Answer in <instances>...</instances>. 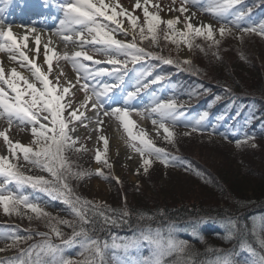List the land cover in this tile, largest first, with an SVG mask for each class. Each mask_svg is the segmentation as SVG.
Returning <instances> with one entry per match:
<instances>
[{
	"label": "snow or ice",
	"instance_id": "6c2138e0",
	"mask_svg": "<svg viewBox=\"0 0 264 264\" xmlns=\"http://www.w3.org/2000/svg\"><path fill=\"white\" fill-rule=\"evenodd\" d=\"M188 3L196 4L197 0H183V3L178 9L180 13H187L188 9L185 6ZM241 0H208V7L204 9L207 13L215 16L220 20H225L227 16L233 15V9L240 4ZM151 0H136L132 12L119 4L118 0L115 4L108 3L106 0H67L61 5L64 18L59 22V28L54 33L60 35L65 42L73 40L75 36L81 46L85 44H101L103 51L110 53V58L106 61L112 65V69L99 68L93 69L88 64L80 63L83 58L86 61L101 63L100 61H93V57L87 55L86 52L76 51L71 56L65 52L59 55L49 45L52 43L49 38L48 43L44 47V61L48 66V71L41 69L40 65L36 63V59L40 54V35H35V52L36 57L30 58L23 49L27 47L28 35L25 34L22 38H18L12 30L11 25L7 28L0 27V52L19 53V56L12 54L9 59L20 63L21 67H30L31 75L35 81L39 82L42 87H37L36 83L29 81V79L16 68L10 70V75L5 76V70L0 66V121H6L7 127H0V137L3 138L7 151L10 157L0 155V177H3V183H0V207L6 215L16 214L22 215L21 209L30 210L37 218H48L50 213H47L39 202L33 203L28 195H17L13 192L4 194L6 185L14 182L18 186L30 185L32 188H38L40 191L47 193L49 196L61 199L63 203L69 206L71 213L77 218L74 223L71 220L53 218L56 225H66L73 229L71 236L68 239H62L63 246L72 245L78 238H82L81 248L79 254L83 257L81 260L72 258H65L62 245H56L48 239L47 233H37L45 239L40 244H33L28 249H21L20 255L11 257V264H104V251L108 247L107 242L101 244L98 239H94L89 235L88 225L95 223V218H102L104 223L116 224L117 219L110 217L106 212L99 210L102 206L90 200H87L79 195H76L69 184L72 178L83 179L89 173L84 171H75L73 165L65 155V152L75 150H83L75 148L78 138L70 135L75 129L70 125L75 121H81L84 117V112L79 108H72L71 102L65 103L66 94L70 93V89L74 87L71 81H68V86L59 87V77H56L54 84L49 76L53 70V59L68 60L72 62L73 69L77 72V82L83 79L85 82L81 85L86 95L84 103L80 105L81 108L86 107L91 103V109L97 115V124L102 125L103 117H114L127 134L125 140L126 145L134 152L138 153L142 160V168L145 173L148 172L155 157L165 167L177 164L180 160L168 153L164 148L157 147L153 140L148 138L147 133L141 129L135 132L136 122L130 118L131 111H137L138 114L143 115L137 109L130 107L129 102L133 101L140 93L142 88H147L149 83L155 84L166 79L164 75H157L155 79L146 82L144 77L151 75V70L141 73V78L137 80L134 91H127L124 96V107H110L102 113L98 109H104L105 104L110 99L109 94L113 93L114 89L120 88L123 83V75L121 69L127 70L129 60L132 63H137L145 59L159 60L164 64L179 67L181 64L191 65V61L184 59L182 61L173 60L171 57H164L154 52L147 51L143 47H138L136 43V33L139 34L140 41L150 39L153 43L157 41L159 26L166 24L167 29L171 35H165L166 40L179 45L181 42L191 49L193 41L197 37L211 41L212 45L218 47L220 40L216 39V32L223 38L231 34L232 28L221 24L218 30L214 29L211 24H199L193 26L191 17L185 16L183 21L184 30L177 29L175 26L180 23V17H175L164 21L158 12L149 11ZM152 7H159V5H152ZM136 9H142L144 23H139V17L134 15ZM250 11V10H249ZM244 11L236 12L229 24L234 27H241L240 20L245 16ZM194 15V14H192ZM122 17L123 19H119ZM106 20L114 25L109 29L108 25L101 22ZM123 20H127L129 28L131 29L132 42L121 41L116 38L114 33H122L128 35L129 29L124 27ZM2 23V21H0ZM35 33V29H31ZM243 33H255L264 37V21L256 26L242 27ZM147 32L148 35L145 33ZM63 33H70L71 35H63ZM85 33L91 36V40L85 39ZM200 47L199 45H196ZM201 51L203 48L201 47ZM51 53V55H50ZM124 56L126 59L121 60L117 57ZM218 55V53L216 54ZM183 70V69H181ZM101 76L117 77L116 83L90 84V80H95ZM22 81V85L18 83ZM10 90H5V87ZM91 93L90 95L88 93ZM94 97V99H93ZM216 100L221 97H215ZM183 106L178 104L175 99L159 100L154 103L149 115L155 114L158 119H152V124L163 129L165 133L164 139L169 143H174L175 133L168 126L165 121H171L173 125L179 122V117L184 113L180 111ZM67 116H65V111ZM208 116L207 112L202 113L199 119L196 120L195 125L192 126V131L201 130V122ZM13 123L20 125H31L32 141L30 144H22L19 140H13L8 134L12 128ZM86 126V125H85ZM190 135V133H185ZM99 139L103 140L105 145V154L107 152L108 139L101 136ZM248 141H236L237 147L241 143ZM139 145V146H138ZM18 153L22 154L25 162L35 166L36 168L49 173L51 179L44 176H29L21 171L18 163L13 160L18 159ZM97 162L101 161V154L97 150L95 156ZM103 163L108 168L112 165L105 158ZM140 169L136 170L138 175ZM199 174V173H197ZM95 175L101 177L104 173L101 169H97ZM119 183V178H115ZM115 211V210H112ZM26 214V213H25ZM129 212H121V217H127ZM32 219L31 216L28 217ZM235 227L234 222H229ZM56 225H50L51 232L58 238H63L64 233ZM79 229V230H77ZM0 239H10L11 244L0 248V252L8 251L11 248L17 247L20 242L31 239L28 237H20L15 232L0 233ZM142 243H146L149 247V254L141 256L134 261V264H164L166 257H175L172 264H192L190 257L185 259V253L188 251L189 245L187 241L178 240L171 231L167 234L162 229H152L148 227L144 229L138 237L125 241L122 244L114 245L115 247H122L127 251L128 249H139ZM35 253L36 259L33 261L32 256ZM27 257V258H25ZM0 264H5V261L0 260ZM226 264V262H225ZM259 264H264V256L259 258Z\"/></svg>",
	"mask_w": 264,
	"mask_h": 264
},
{
	"label": "trees",
	"instance_id": "16d2710c",
	"mask_svg": "<svg viewBox=\"0 0 264 264\" xmlns=\"http://www.w3.org/2000/svg\"><path fill=\"white\" fill-rule=\"evenodd\" d=\"M232 11L233 15L220 20V25L226 24L240 30L242 27L256 26L258 24H248L244 19L249 12H254L261 22L264 21V0H241V3ZM240 11L246 14L239 22L241 27H234L228 21H231L234 14ZM250 34L256 35L249 37L250 43H256L253 45L255 49L250 44L249 47L243 44L244 46L234 47L233 50L226 48L220 54L218 52L213 54L216 58L220 55L222 59L228 57L227 61L230 60V65L239 64L244 67L240 68L242 73L237 80H230L227 75L214 71L211 66L201 65L207 71L206 77L209 83L200 90L193 88L198 92L189 90L192 92L168 98L175 99L178 104H181L183 106L181 111L186 107L208 113L205 121L209 122L206 126H202L201 130L210 131L212 136L222 139L218 140L219 143L215 141L207 145L210 149H206L204 145L199 147L198 152L204 162L196 156L188 160L182 148V144L186 142L175 134L174 143L160 138L155 145L179 157V162L165 167L155 157H151L153 163L148 172L145 173L142 169L138 179L135 182H129V186L121 187V179L119 183L116 180L109 181L116 190V194H113L114 198L109 203L100 204L90 199L75 183H69L76 195L101 205L99 210L117 219V223L112 224L104 223L102 218L96 217L95 223L87 226L92 238L98 239L101 244L107 242L104 264H117L118 258L131 260L133 255L147 256L149 247L146 243H142L139 249L130 248L127 251L114 245L138 237L148 227L162 229L165 234L171 231L176 239L187 241L189 248L185 253V259L190 257L192 264H225V262L226 264H259V258L264 256V52L258 45L260 43L264 45V37L255 33ZM245 41L244 39V43ZM164 68L157 69L155 74L166 75L165 71V73L162 72ZM238 68L236 66V69ZM208 84L211 86H207ZM159 85L165 86L166 81L153 85V89ZM217 96L221 99L216 100ZM243 120H247L249 124L245 126L242 139L249 143L255 142L254 146L258 148L256 152L236 153L226 148L227 143L236 144V142L228 141L231 137L229 129L242 124ZM179 124L189 127L195 125L187 122H178L175 125L180 126ZM221 140H223L222 144ZM216 144H221L223 149ZM216 150L220 152L215 153ZM65 155L74 166L76 162L73 151H67ZM253 160H256L257 164ZM80 161L84 165L87 162L82 158ZM13 162L19 164L25 175L44 176L51 179L46 171L31 164L26 165L21 153H18V159ZM105 173L112 176L111 172ZM122 181L124 182V179ZM68 182H71V179ZM18 187V190L13 193L28 195L33 203L39 202L40 207L51 215L48 218H37L30 210L23 208L20 216L6 215L1 209V217L5 216L20 223H7L6 233L15 232L20 237L30 236L31 239L9 249L14 254L0 257V260L11 262L10 258L19 256L21 249L26 250L33 244H40L45 239L37 234L40 232L47 233V238L53 244L62 245L65 258L83 259L79 255L82 251V238H78L72 245L63 246L62 239H68L73 229L66 225H56L53 219L59 217L76 223L77 218L71 213L69 206L61 199L49 196L40 190V195L36 194L39 196L37 198L34 192L38 188L34 189L30 185ZM121 192L127 193L129 200L117 199L116 201L118 193ZM45 194H47L45 198L41 197ZM123 211L129 212L130 215L121 217ZM29 216L32 217L31 220ZM230 221L234 222V228ZM50 225L58 226L64 233L63 238L56 237L51 232ZM11 243L12 241L7 239L6 245ZM35 259L36 256L33 253L32 260ZM174 259L175 257H166L164 264H172Z\"/></svg>",
	"mask_w": 264,
	"mask_h": 264
},
{
	"label": "rangeland",
	"instance_id": "374dc122",
	"mask_svg": "<svg viewBox=\"0 0 264 264\" xmlns=\"http://www.w3.org/2000/svg\"><path fill=\"white\" fill-rule=\"evenodd\" d=\"M108 3L115 4L117 0H106ZM119 4L122 5L124 8L128 9L130 12H132L133 7L136 3V0H118ZM141 3H143V0H141ZM183 3V0H151V4L149 5V11L151 12H158L159 16L164 20L172 19V16L175 14H179V11L173 10L178 9L180 5ZM152 5H159V7H152ZM188 9L185 16L191 17V23L193 26L199 25V24H211L214 29L218 30L219 26L216 25L215 20L212 17H209L205 13H202L195 9L193 6L185 5ZM134 15L139 17V23L143 25L144 18L142 9H136L133 13ZM194 14V15H192ZM64 18V17H63ZM119 19H123L120 17ZM106 21V20H105ZM180 21L183 24L182 18H180ZM108 22V21H107ZM124 27L129 29L128 35L125 36L122 33H114L117 39L125 42H132V31L129 28L127 20H123ZM59 25V24H58ZM227 26V25H226ZM109 29L113 28L114 25L110 24L109 22ZM177 29L184 30V24L182 25V28H179V25L175 26ZM230 27V26H228ZM232 28L231 34L224 36L221 38L219 36L218 31L216 32V39L220 40V44L218 47L212 45L211 41H208L204 39L203 37H200L202 40H199L200 38H195L193 41V47L189 49L185 43L181 42L179 45L172 43L170 40L165 39V35H171L170 31L167 29L166 24H161L159 26L158 35H157V41L153 43L150 39L144 40L143 42L140 41L139 34L136 33V43L138 47H143L147 51L157 53L159 55H162L164 57H171L173 60L176 61H182L184 59H188L191 61V65H184L181 64L179 67H177L175 64L168 65L164 64L159 60H153L158 66H164L168 71H171L173 74L179 70L177 74V77L179 80L185 82L186 88L183 86V89L185 90V93H190L189 90H193L195 92H198L201 87H203L205 84L209 83L207 79V71H205V68L201 65H204L206 67H212L214 71L222 72L224 75H227L228 78L236 79L237 77H240V73H242V70L244 67L238 65H230L229 61H227L226 57H223L220 55L219 58L214 57V53L220 52L224 49L233 50L234 47H240L244 46L243 44H246L249 47V44L255 49L253 46L256 43H250L249 37L256 36L254 34H246L243 33L240 29ZM33 28H21L18 29L17 32L13 31V33L18 37L22 38L25 34L28 35V44L27 47L23 49V51L30 57V51L36 47L35 45V38L33 43V37L39 33L41 35V43L40 46L42 47V50L40 51L39 56H41V61H36L38 65H40L41 69L45 72L48 71V66L44 61V45L48 43L49 38H51L52 43L49 45L50 48L54 49L56 53L59 55H63L65 52L68 53L69 56H71V53H74V50H79L82 52H86L87 54H92V52L87 50V45L81 46L80 42L76 40L75 36H73V40L69 42H65L62 39L61 41H58L57 39H53L55 37L54 32L51 28H39L40 30L35 29V33L31 31ZM13 30V29H12ZM146 35L147 32L145 33ZM34 35V36H33ZM63 35H71L70 33H63ZM57 37H61L60 35H56ZM59 39V38H58ZM85 39L91 40V36H88L87 33H85ZM244 39L246 40L244 43ZM248 39V41H247ZM91 44V43H89ZM221 44L223 46L221 47ZM263 44V43H262ZM261 43L258 45L259 49L263 50L264 52V45ZM196 45H199L200 47H197ZM54 46V47H52ZM201 47L203 48V51H201ZM81 48V49H80ZM92 50V48H90ZM15 54L19 56V53H8V52H0V66H2L5 70V76L10 75V70L14 67L8 66L9 64L16 65L17 71L21 72L23 76L27 77L29 81L36 83L37 87H42L39 82L35 81L34 77L31 75V69L30 67H21L20 63L17 61H12L9 59L10 55ZM223 54V52H222ZM264 54V53H263ZM51 55V53H50ZM212 56V57H211ZM110 58L108 56H97L98 58ZM31 58V57H30ZM126 59V57L122 56V60ZM229 59V58H228ZM7 60V63H6ZM102 60V59H100ZM9 61V62H8ZM250 61V60H249ZM194 62L195 64H193ZM252 62V60H251ZM264 62V60H263ZM143 64L147 65L149 61L146 59L145 61H142ZM236 66L239 68L236 69ZM183 69V70H181ZM247 71V70H246ZM245 72V69L243 70V74ZM203 76V77H202ZM209 76V75H208ZM56 77H59V87L62 89L65 86H68L67 82L71 81L72 87L70 89V93L66 94L65 97V103L71 102L72 108H79L81 112H84V117L81 121H75L73 122V128L75 129L73 132L70 133L75 138H79L80 141L77 142L75 145V148H81L83 146V150L81 151H73V157L75 160V165L73 166V169L75 171H84L86 173H89L86 177L83 179H76L72 178L71 182L69 183H75L81 190H83L87 196L90 199L95 200L96 202L100 204L109 203L111 199L114 198L113 194H116V190L112 183H109V181H115L116 177L121 179L122 182L121 187L129 186V182H135L138 179V175L136 174V170L139 168L140 171L142 168V160L138 153L134 152L131 148H129L125 140L127 139V134L124 132L123 128L121 127L120 123L114 118V117H103L101 116L100 119L103 120L102 125L97 124V115L93 110L91 109V103H89L86 107L81 108L80 105L84 103V97L86 95L85 91L82 89L81 85L85 82L83 79L77 82V72L73 69L72 62L64 59L56 60L53 59V70L51 75L49 76V79L52 80V82L56 83ZM205 77V78H204ZM131 76L126 75V78L124 79V83L120 85V88H117L116 90L119 91V93L116 96L109 95L111 100H108V105L105 104L104 109H98L101 113L104 110L109 109L110 107H124V96L126 95L127 91H134L136 87L137 79L133 80L131 83ZM117 79H114L113 81H116ZM228 80V79H227ZM22 85V82L20 83ZM183 85V84H182ZM200 85V86H199ZM207 86H211V84H208ZM5 90L9 91V94L12 95L9 89H7L6 86ZM193 88H199L198 90H194ZM123 90V92H120ZM214 94H216L215 91H213ZM91 94L90 92L88 93ZM94 99V97H93ZM156 101L155 96L147 95L144 92H140L139 95L133 100L130 101V107L133 109H137L140 112L143 113V115L138 114L137 111H131L130 112V118L136 122V128L134 129L135 132H139L141 129H143L146 133L148 138L153 140L155 143L157 139L164 138L165 133L163 132V129H159L158 126H154L152 124V119H158V117L153 114L149 115V112L151 108L154 106V103ZM159 101V100H158ZM70 109L66 108L65 116H67V111ZM6 122V121H5ZM166 126H168L178 137H182L181 139L186 142L182 144V148L185 150L184 155L189 160V158H193V156L197 157L201 162H204L202 160L201 154L199 151V147L201 145H204L206 149H210V147L207 148V145H211L215 141L216 143H219V137L212 136V132L207 130H201V131H192V127L189 126H182L181 124L173 125L171 121H165ZM86 125V126H85ZM12 133H8L10 137L13 140H19L22 144L28 145L32 141L31 136V125H20L18 123H13L11 128ZM120 134L121 137L118 136ZM185 133H190V135H185ZM239 130H233V134L236 136H231L229 142H236L237 140L243 141L245 139H242V137H239ZM101 136H104L108 139V145H107V152L105 154V145L103 140L99 139ZM213 137V138H212ZM223 139L225 137L223 136ZM124 140V142H123ZM223 140L220 141V143ZM254 141V140H253ZM262 141V140H261ZM222 144V143H221ZM221 144H216L217 147L223 149ZM255 142H247V143H241L240 147H237L235 144H226L227 149H232L236 153L240 152H256L258 148H255ZM139 146V145H138ZM97 150H99L101 154V161L97 162L95 159V156L97 154ZM243 150V151H242ZM0 152L4 156H10V153L7 151L6 146L4 144L3 138L0 137ZM219 150H216L215 153H219ZM264 153V149H263ZM216 157V155H214ZM80 158L87 161L85 162V165L80 161ZM107 159V161L112 165V168H108L107 165L103 163L104 159ZM256 164V160H253ZM28 165V163H25ZM101 169L104 173V176L101 177L99 175H95L96 170ZM105 172H111L112 176L106 174ZM3 177H0V181H2ZM124 179V182L122 181ZM117 181V180H116ZM163 181V179H162ZM37 190V189H36ZM38 195H40L39 190H37ZM47 194L41 195V197H46ZM121 196V197H120ZM117 199L122 200H129V196L124 193H118ZM120 197V198H119ZM50 208V207H49ZM2 207H0V210ZM1 214V212H0ZM0 223H9V222H16L17 224H20L18 221L14 219H9L8 217H1L0 216ZM4 230L3 228L0 229V231ZM7 239H0V248L2 246L6 245ZM13 255V251H5L1 252L0 255ZM140 257L137 256V259ZM132 260L127 259L125 261V264H130ZM117 264H124L121 261L117 260Z\"/></svg>",
	"mask_w": 264,
	"mask_h": 264
},
{
	"label": "bare ground",
	"instance_id": "6f19581e",
	"mask_svg": "<svg viewBox=\"0 0 264 264\" xmlns=\"http://www.w3.org/2000/svg\"><path fill=\"white\" fill-rule=\"evenodd\" d=\"M179 14H175L174 13V15L172 16V18H175V17H180V18H182V21H184V19H185V14H182V13H180V12H178ZM5 17V16H4ZM2 19V18H1ZM10 19V18H9ZM12 20H16L17 21V23H14V24H9V23H11L10 21L9 22H7L6 24H3V23H1L0 24V27H6V26H8V25H11V27H12V29H13V31H15V32H17L18 31V29H20V28H22V27H26L25 25H24V23H23V19H21L20 17H14ZM182 22H180V23H178L177 25H179V28H182V25L184 24H181ZM216 25H217V23H216ZM28 28H29V26H28ZM58 28L56 27V29L54 28V30H55V32H56V30H57ZM18 33V32H17ZM39 34V33H38ZM34 36V35H33ZM41 36V35H40ZM34 38H35V36L33 37V43H34ZM59 38V39H58ZM40 39H41V37H40ZM54 39H57L58 41H61L62 42V38L61 37H57L56 35H55V37H53V39L52 40H54ZM52 47H54V46H52ZM35 48L36 47H34V49L33 50H31L30 51V57L31 58H35L36 57V52H35ZM81 49V48H80ZM42 50V47L40 46V51ZM41 61L42 59H41V56H39V58L38 59H36V61ZM9 62V61H8ZM6 63H7V60H6ZM8 66H11V67H14V68H16V65H14V64H9ZM0 127H3V128H6L7 127V124H6V122L5 121H0ZM9 133H12L11 132V130L9 131ZM118 134V136L119 137H121L120 136V134L119 133H117ZM123 142H124V140H123Z\"/></svg>",
	"mask_w": 264,
	"mask_h": 264
}]
</instances>
